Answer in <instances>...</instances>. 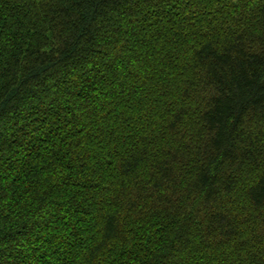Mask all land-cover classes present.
I'll use <instances>...</instances> for the list:
<instances>
[{"label": "trees", "instance_id": "16d2710c", "mask_svg": "<svg viewBox=\"0 0 264 264\" xmlns=\"http://www.w3.org/2000/svg\"><path fill=\"white\" fill-rule=\"evenodd\" d=\"M0 264H264V0H0Z\"/></svg>", "mask_w": 264, "mask_h": 264}]
</instances>
